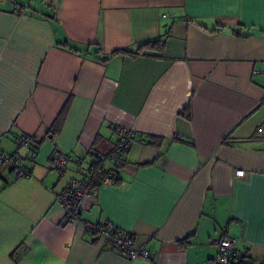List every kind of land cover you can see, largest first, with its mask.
<instances>
[{"label": "crops", "instance_id": "0c3cea01", "mask_svg": "<svg viewBox=\"0 0 264 264\" xmlns=\"http://www.w3.org/2000/svg\"><path fill=\"white\" fill-rule=\"evenodd\" d=\"M121 130L135 139L119 181L69 221L57 198ZM23 134L37 144L18 147ZM0 149L33 172L0 175V264H204L224 235L264 262V0L0 6ZM56 153L72 156L65 172ZM88 222L129 232L151 259L100 243Z\"/></svg>", "mask_w": 264, "mask_h": 264}, {"label": "built area", "instance_id": "2783aa9c", "mask_svg": "<svg viewBox=\"0 0 264 264\" xmlns=\"http://www.w3.org/2000/svg\"><path fill=\"white\" fill-rule=\"evenodd\" d=\"M258 130L262 131L261 129ZM120 133L121 140L107 155L101 156L103 160H106V158L111 160L114 163V168L106 167L101 161L92 165L83 176L71 178L57 198L64 207L69 221H80L82 219L84 200L87 197H95L103 185H113L119 181L120 175L119 172H116L115 167L119 168L122 165V155L125 154L135 139L134 133H128L124 130H121ZM16 144L21 148H33L37 144V137L23 134L16 139ZM21 160L22 157L19 152L8 153L0 149V175L5 169H10L17 178H30L33 172L30 168L21 165ZM71 160L72 156L68 153H56L51 163L57 170L65 172ZM236 176H245V171L237 170ZM86 225L89 231L98 233L100 243H105L125 252L129 260L151 259V253L145 250L144 247L134 244L128 232L113 233V224L109 223L107 227H101L98 223L88 222ZM210 241L216 247L217 254L204 264H264V262H249L247 254L237 248L236 240L232 236L215 237Z\"/></svg>", "mask_w": 264, "mask_h": 264}, {"label": "trees", "instance_id": "16d2710c", "mask_svg": "<svg viewBox=\"0 0 264 264\" xmlns=\"http://www.w3.org/2000/svg\"><path fill=\"white\" fill-rule=\"evenodd\" d=\"M237 34H239V33H237ZM239 35H241V34H239ZM163 43H164V41H162L160 38L158 39H153V40H148V41H144V42H142V43H140L139 45H138V47H137V49L136 50H129V49H117V50H114L113 51V54H118V53H121V54H126V55H131V56H138V54H140L142 51H143V49H145V48H147V47H158V46H162L163 45ZM67 107H68V105L67 106H65V109L63 110V112L62 113H60L61 114V116L59 117V119L57 120V123H62L63 122V120H64V114L63 113H65V111L67 110ZM103 159H101V161H102ZM115 169L117 170L116 172H118V167H115ZM119 179H120V176H119ZM101 227H104V226H108L109 225V223L107 222V223H98ZM121 231H124V230H120L118 227H116L115 225H113V233H117V234H121L122 232ZM129 233V232H128ZM92 234H95V235H98V233H96V231L95 232H92ZM129 235H130V237L132 238V235L129 233ZM133 239V238H132Z\"/></svg>", "mask_w": 264, "mask_h": 264}, {"label": "rangeland", "instance_id": "374dc122", "mask_svg": "<svg viewBox=\"0 0 264 264\" xmlns=\"http://www.w3.org/2000/svg\"><path fill=\"white\" fill-rule=\"evenodd\" d=\"M19 5H17L16 3H14L12 0H0V6L1 7H20L21 4H25L28 6H32V8H36L37 6H41V5H48L49 3H51V1L54 0H16Z\"/></svg>", "mask_w": 264, "mask_h": 264}]
</instances>
